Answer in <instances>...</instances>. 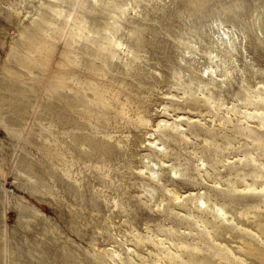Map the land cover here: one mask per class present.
<instances>
[{"label": "rangeland", "instance_id": "obj_1", "mask_svg": "<svg viewBox=\"0 0 264 264\" xmlns=\"http://www.w3.org/2000/svg\"><path fill=\"white\" fill-rule=\"evenodd\" d=\"M263 86L264 0H0V264L207 250L175 196L260 201L228 180L252 182L239 159L264 153L245 114ZM178 117L184 131L159 133ZM155 138L185 177L148 178Z\"/></svg>", "mask_w": 264, "mask_h": 264}, {"label": "bare ground", "instance_id": "obj_2", "mask_svg": "<svg viewBox=\"0 0 264 264\" xmlns=\"http://www.w3.org/2000/svg\"><path fill=\"white\" fill-rule=\"evenodd\" d=\"M224 37L232 43L228 33L224 32ZM222 40L224 41V38ZM246 105L252 109V112L245 111L246 119L256 120L258 126L264 130V86L258 89L255 95L247 98ZM184 121L185 119L179 117L173 123L162 120L157 129L159 133L165 135H167L166 132L172 133L173 131L179 134L184 131ZM188 121L191 122V120ZM187 137L189 138L188 135ZM159 141V138H155L148 144L149 149L154 153L153 156L159 159V162H155L153 158H149L148 178L153 182H161V175L166 168H170V172L177 179L185 177V170L181 166L167 165L164 159L171 157V154L164 144H158ZM239 161L249 166L253 181H244L245 186L239 187V181L228 180V190L235 194L256 195L260 201L254 207L239 210L235 206L213 201L208 195L198 193L186 198L176 195L178 206L190 210L188 217L202 229L207 239L205 243L208 248L205 250L203 247L197 246L190 249L188 259L179 254L168 252V257L175 264H264V153L257 157L254 155V157L239 159ZM197 174L203 179L212 178L210 170L200 166L197 167ZM166 190L168 193L174 194L168 188ZM225 237L234 238L239 243L235 248H231L227 244L228 242L223 241ZM160 243L164 249L165 242L161 240ZM118 257L120 256H116L115 252L111 254V259L115 263Z\"/></svg>", "mask_w": 264, "mask_h": 264}]
</instances>
